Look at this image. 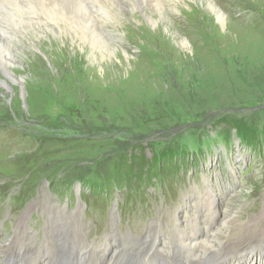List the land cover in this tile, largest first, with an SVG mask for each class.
<instances>
[{"label": "rangeland", "instance_id": "374dc122", "mask_svg": "<svg viewBox=\"0 0 264 264\" xmlns=\"http://www.w3.org/2000/svg\"><path fill=\"white\" fill-rule=\"evenodd\" d=\"M215 2L224 23L209 0L180 1L156 25L142 10L122 16L100 29L117 54L98 62L55 36L21 48L12 69L24 86L0 83V226H16L0 245L44 227L48 242L62 230L99 248L156 224L166 248L198 220L218 227L223 211L234 226L263 218L264 0ZM138 145L162 169L173 151L172 169L120 178L116 160ZM256 230L245 245L264 237ZM251 248L264 264V246Z\"/></svg>", "mask_w": 264, "mask_h": 264}, {"label": "bare ground", "instance_id": "6f19581e", "mask_svg": "<svg viewBox=\"0 0 264 264\" xmlns=\"http://www.w3.org/2000/svg\"><path fill=\"white\" fill-rule=\"evenodd\" d=\"M18 1L0 0V70L5 75V78L0 76V83L11 90L14 89L13 84L24 86L25 78L18 77L12 68L21 63L19 60L20 55L22 56L21 51L24 49L26 53L30 52L38 38L46 36L50 39L55 36L56 38L51 40L53 46L58 39L71 42L88 51L90 59L98 62L117 54V49L112 47L109 41L107 42L101 28L106 29L108 24H120L122 16L127 19L129 15L136 17L134 10L145 11L150 22L156 25L159 19L166 18V11L172 13L177 11L179 2L185 0ZM216 4L215 0H209V9L224 23V14ZM213 199L217 200L215 197ZM210 208L209 214L213 212L212 216L215 217L216 212ZM223 212L224 217L218 227L213 228V223H208L209 220L203 226V222L198 220L195 222L196 231L188 233L184 231L186 234L180 235L175 233L176 241L166 248L159 247L157 225L153 224L148 227L144 240L133 236L119 237L121 240L118 242L116 239V244L113 245L108 238L99 248L86 245L79 233L62 235V230L59 233L54 231L48 233L52 240H56V244L50 242L44 249L33 246L24 248L29 246L27 244L29 237L25 239L23 235L17 237V240L2 241L0 254L15 251L16 247L25 245L16 254L10 256L6 253L10 261H14L13 264L16 262L23 264H257L261 255L251 252V247L264 246V237L262 236L258 243L251 245L245 243L256 242L248 240L252 237L259 241V237L248 232H254L258 224L257 230L263 234L264 216L249 218V225L234 226L233 213ZM210 217L208 216L207 219H211ZM223 227L228 229H222ZM235 227H237L236 231H234ZM229 229L231 234L228 235ZM141 246L142 248L136 249Z\"/></svg>", "mask_w": 264, "mask_h": 264}, {"label": "trees", "instance_id": "16d2710c", "mask_svg": "<svg viewBox=\"0 0 264 264\" xmlns=\"http://www.w3.org/2000/svg\"><path fill=\"white\" fill-rule=\"evenodd\" d=\"M230 126L235 123L234 120L227 121ZM235 125V124H234ZM233 125V126H234ZM251 130H247L246 132V139L249 142H253L254 138L256 137L255 133L252 131L253 129L249 128ZM142 147V148H141ZM137 151L130 155L124 154L121 158L116 160V165L114 170L116 171V175H118L120 178H124L125 180H129L130 178L136 177L138 180H145L148 178V180L158 175L159 173H162L165 168H169L170 170L173 167V161L174 158H176V155L173 151H169V153L165 156L164 161L165 166L162 168L159 167L160 159L157 155H153L151 159H148L145 152V147L138 145ZM167 158V160H166ZM167 163V164H166ZM101 186H96L98 189Z\"/></svg>", "mask_w": 264, "mask_h": 264}]
</instances>
